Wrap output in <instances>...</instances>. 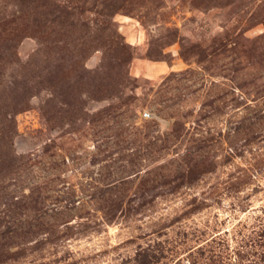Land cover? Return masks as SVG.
I'll list each match as a JSON object with an SVG mask.
<instances>
[{
  "label": "rangeland",
  "instance_id": "rangeland-1",
  "mask_svg": "<svg viewBox=\"0 0 264 264\" xmlns=\"http://www.w3.org/2000/svg\"><path fill=\"white\" fill-rule=\"evenodd\" d=\"M0 264H264V0H0Z\"/></svg>",
  "mask_w": 264,
  "mask_h": 264
}]
</instances>
